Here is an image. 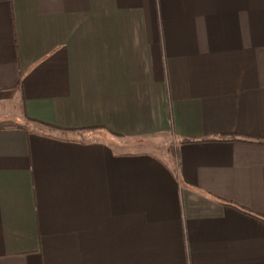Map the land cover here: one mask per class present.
I'll use <instances>...</instances> for the list:
<instances>
[{"label":"crops","instance_id":"0c3cea01","mask_svg":"<svg viewBox=\"0 0 264 264\" xmlns=\"http://www.w3.org/2000/svg\"><path fill=\"white\" fill-rule=\"evenodd\" d=\"M261 140L264 0H0V264H264Z\"/></svg>","mask_w":264,"mask_h":264},{"label":"trees","instance_id":"16d2710c","mask_svg":"<svg viewBox=\"0 0 264 264\" xmlns=\"http://www.w3.org/2000/svg\"><path fill=\"white\" fill-rule=\"evenodd\" d=\"M52 128L58 129V127H52ZM225 138L229 140H239L237 136H227ZM191 141H195V139H184L181 142H191ZM261 141H264V140H261ZM171 147L172 145H170L168 148L170 149Z\"/></svg>","mask_w":264,"mask_h":264},{"label":"rangeland","instance_id":"374dc122","mask_svg":"<svg viewBox=\"0 0 264 264\" xmlns=\"http://www.w3.org/2000/svg\"><path fill=\"white\" fill-rule=\"evenodd\" d=\"M169 142H171V141H169ZM173 143V142H172ZM163 144V143H162ZM165 144V143H164ZM164 146V145H163Z\"/></svg>","mask_w":264,"mask_h":264}]
</instances>
